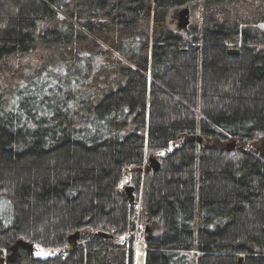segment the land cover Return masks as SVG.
Masks as SVG:
<instances>
[{"label":"trees","instance_id":"1","mask_svg":"<svg viewBox=\"0 0 264 264\" xmlns=\"http://www.w3.org/2000/svg\"><path fill=\"white\" fill-rule=\"evenodd\" d=\"M263 137L264 0H0L8 264H264Z\"/></svg>","mask_w":264,"mask_h":264},{"label":"rangeland","instance_id":"2","mask_svg":"<svg viewBox=\"0 0 264 264\" xmlns=\"http://www.w3.org/2000/svg\"><path fill=\"white\" fill-rule=\"evenodd\" d=\"M182 10L183 9L178 10V11L180 12ZM173 22L175 23L176 26L179 24L180 17L178 14L176 15L174 13ZM261 141L262 142L260 143V147L264 148V137ZM127 184H128V179H126L123 182L122 186H127ZM7 211H8V204L6 202L0 203V216H4ZM143 229L145 232L144 236L150 237V236H154L159 231V226L157 224H148V226L143 227ZM52 253H53L52 250L41 249L37 251L35 254H36V257L44 258V257L51 255ZM145 257H146L145 244L143 242V238L139 235L137 236L136 242H135L133 264H145Z\"/></svg>","mask_w":264,"mask_h":264},{"label":"water","instance_id":"3","mask_svg":"<svg viewBox=\"0 0 264 264\" xmlns=\"http://www.w3.org/2000/svg\"><path fill=\"white\" fill-rule=\"evenodd\" d=\"M180 22L178 24V28L180 31H187L189 29V26L191 24V14L189 8L183 9L181 12H179ZM240 54L239 50H230L229 55L231 56H238ZM19 246H24L30 249L31 253H34V246L20 242L16 245L14 251L18 249Z\"/></svg>","mask_w":264,"mask_h":264},{"label":"flooded vegetation","instance_id":"4","mask_svg":"<svg viewBox=\"0 0 264 264\" xmlns=\"http://www.w3.org/2000/svg\"><path fill=\"white\" fill-rule=\"evenodd\" d=\"M235 148V147H233ZM264 150V148H262ZM10 255L11 254H7V253H4L0 256V264H8L9 263V260H10Z\"/></svg>","mask_w":264,"mask_h":264}]
</instances>
